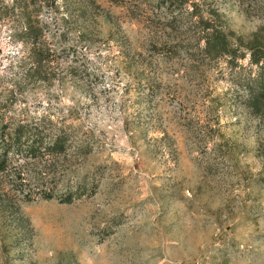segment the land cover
<instances>
[{
    "label": "rangeland",
    "instance_id": "obj_1",
    "mask_svg": "<svg viewBox=\"0 0 264 264\" xmlns=\"http://www.w3.org/2000/svg\"><path fill=\"white\" fill-rule=\"evenodd\" d=\"M3 126L0 264H264V0H0Z\"/></svg>",
    "mask_w": 264,
    "mask_h": 264
},
{
    "label": "trees",
    "instance_id": "obj_2",
    "mask_svg": "<svg viewBox=\"0 0 264 264\" xmlns=\"http://www.w3.org/2000/svg\"><path fill=\"white\" fill-rule=\"evenodd\" d=\"M37 134L38 133L32 131V129L28 130L25 126H18V128H15L12 133L7 132L6 126L0 128V150L2 151L0 152L1 169L2 166L4 167L6 164L9 153H20L24 150L35 152L39 150V146L36 147V145L39 144L38 141H40L41 138H38V136H36ZM45 195L47 199L50 198L49 193H46Z\"/></svg>",
    "mask_w": 264,
    "mask_h": 264
}]
</instances>
